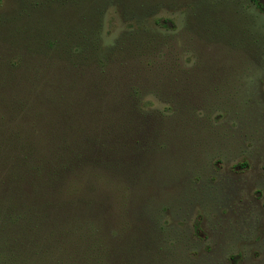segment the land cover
<instances>
[{
	"label": "rangeland",
	"instance_id": "rangeland-1",
	"mask_svg": "<svg viewBox=\"0 0 264 264\" xmlns=\"http://www.w3.org/2000/svg\"><path fill=\"white\" fill-rule=\"evenodd\" d=\"M259 1L264 7V0ZM11 4L1 0L0 12ZM195 4L199 13L193 9ZM155 18L168 32L151 23L150 29L172 40L161 49L162 57L149 60L166 66L167 60L175 61L191 73L172 78L173 74L163 71L162 78L151 76L149 89L144 86L148 92L144 102L150 103L144 111L164 114L166 108L177 107L165 94L158 95L159 85L166 94L170 89L175 94L177 87L181 100L177 104L186 109L166 112L155 151L141 163L130 159V149L122 145L111 156L113 164L120 155L117 171H93L98 190L111 192L101 205L67 198L72 180L61 179L58 167L50 168L49 175L56 172V176L49 180L45 179L46 168L38 182L31 180V173L18 182L11 170L17 174L16 169H21L13 167L14 161L7 163L5 151H1L0 222L6 221L2 216L13 213L23 214V218L7 223L10 228L5 227L1 236L5 234L9 240L4 246L0 242V253L10 250V239L16 237L21 242L15 247L21 260H32L31 236L36 239V231L28 226L38 217L43 230H38L36 241L40 247L45 245V264H63L55 261L59 257L46 244L50 230H56L52 227L55 222L63 223L58 254L63 252L69 258L65 264H84L82 240H92L86 236V224L98 229L100 243L105 245L102 253L95 254L100 264H264V12L250 0H166ZM122 28L114 9L108 11L100 33L101 47L114 45ZM20 63L26 64L18 63L19 74L30 73L31 68L53 71L56 83L71 94L64 95L65 101L71 98L75 102L76 122L110 145L109 137L104 136L107 116L102 114L109 102L102 106L87 95L91 84L87 69H81L79 78L74 68L61 62L51 65L27 58ZM118 64H108L102 75L116 80L110 88L120 91L128 75H137L138 66L131 62L124 70ZM74 77L82 86L76 83L77 89H70L67 86ZM3 82L0 100L6 95ZM98 86L103 88V82ZM38 106L41 117L37 113L26 121L36 128V140L41 133L48 137L64 125L58 109L52 111L46 103ZM51 123L54 129L48 131ZM81 184L76 183L77 188ZM43 203L49 205L43 207ZM37 257L26 263L38 264Z\"/></svg>",
	"mask_w": 264,
	"mask_h": 264
},
{
	"label": "trees",
	"instance_id": "trees-1",
	"mask_svg": "<svg viewBox=\"0 0 264 264\" xmlns=\"http://www.w3.org/2000/svg\"><path fill=\"white\" fill-rule=\"evenodd\" d=\"M10 1L11 7H8L7 11L0 12V81H4L2 86L6 87L4 90L6 95L4 94L3 99L0 100V152L5 151L7 163L14 161L12 162L13 167L21 169V171L16 169L17 174L13 169L11 170V174L14 179H18V182L23 181V176L27 173H31L30 177L33 182H38L41 171L46 168H48V173L45 179L49 180V177L56 176V172L49 175L52 170L50 168L58 167L57 175L59 174L61 179L67 177L72 180V183L68 185L70 193L68 192L67 198L73 201L76 198V202L81 204L90 201L96 206L105 198L106 193L110 195L111 192L98 190V179L93 171H104L105 169L117 171L120 155L117 154V160L113 164L111 156L114 152L119 153L122 145L130 149V159L141 163V160L146 159L151 151H155L157 137L162 134L163 119L168 116L167 113L171 114L176 108L186 109L177 104V100L181 101L178 98L180 93L177 87L174 89L175 94L172 89L166 94L159 85L157 86L158 95L165 94L177 107L166 108L164 114L159 111L150 113L144 111V106L150 104L144 102L143 98L148 96L145 87L149 85L151 76L162 78L164 77L163 71L173 74L172 78L177 75L189 76L191 73V70H183L175 61L168 62L167 60L166 66L163 62L154 64V61L149 60L151 57H162L161 49L172 40L165 33L150 29L153 25L157 29L168 32L166 26L155 18V14L166 3V0ZM250 1L257 10L264 12L261 1ZM111 9H114L120 18L123 26L122 34L114 45L101 47L100 33L103 18ZM193 9L199 13L197 4L193 6ZM192 15L194 16L195 13ZM3 51H7L8 54ZM27 58L35 61L43 60L51 65L54 62H61L74 68V75L79 78L83 76L81 69L88 70L87 78L91 80V84L88 88L86 87L89 92L84 88L87 95L91 94L102 106L107 101L109 102L102 114L107 116H105L107 127L104 136L109 137L110 145L106 143L107 141H100V137L91 135V132L76 122V117L73 115L76 109L73 106L75 102L71 98L65 101L64 95L70 92L56 83L57 79H54L53 71H43L45 72L43 73L37 68H31L33 71L31 70L30 73L23 71L19 74L20 71H16L19 64H26L20 62H24ZM139 58L142 59L141 63ZM112 62H119V68L124 70L131 62L138 66L135 68L137 75H128L127 79L130 82H122L123 87H119L120 91L110 88L117 84L116 80L111 76L102 75V70ZM70 79L68 88L75 89L76 83L82 86L75 77ZM98 80L103 82V88L98 86ZM45 103L51 106L52 111L58 109L62 114L64 125L62 129L52 132L48 137L47 134L44 136L41 133V136L39 135L41 139L38 137L36 140L33 134L36 128L29 123L30 121H26L30 115L37 113H40L38 117L40 118L42 112L38 105ZM38 125L36 124V127ZM50 125L51 127L47 125L48 131L54 129V124ZM17 175L20 178H17ZM78 182L83 184L77 188L76 183ZM47 205L49 204L43 203V207ZM11 210L15 209L11 206ZM101 217L103 219V214ZM2 218L6 219L0 222V242L4 246L6 240H9L7 235L1 236L4 228H10L7 225L8 222L16 223V219L22 220L23 214L13 213L2 216ZM55 223L52 227L56 230L53 228L50 230L46 244L51 254L59 257V260L55 261L65 264L69 258L63 256V252L61 255L58 254L62 231H64L63 223ZM91 223L93 224V220ZM40 224L37 217L33 225L28 226L30 231H36V239L38 230H43ZM78 225L82 226V223ZM20 228L21 224L18 229ZM85 229L86 236L92 240L90 243L89 240L86 242L85 239L82 240L81 247L84 253L80 256L81 261L84 264H100L95 254L96 252L99 254V251L102 253L105 245L100 243L102 240L98 237L96 227L86 224ZM73 230L77 231L78 228L75 227ZM31 237L30 256L32 255V260L29 261L28 257L25 261L21 260L22 254L15 248L21 243L20 239L13 237L10 239L12 243H9L11 249L5 254L0 253V264H27V260L28 262L36 261V255L38 256L37 263L40 264L41 255V264H45L44 255H47L44 251L45 245L40 247L39 241ZM81 239L82 237L78 239V243ZM22 253L25 254V252Z\"/></svg>",
	"mask_w": 264,
	"mask_h": 264
}]
</instances>
